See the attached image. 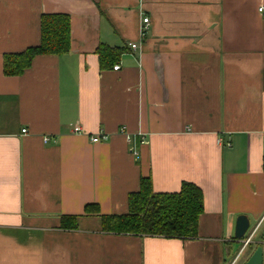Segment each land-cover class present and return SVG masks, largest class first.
Listing matches in <instances>:
<instances>
[{"label":"crops","instance_id":"obj_1","mask_svg":"<svg viewBox=\"0 0 264 264\" xmlns=\"http://www.w3.org/2000/svg\"><path fill=\"white\" fill-rule=\"evenodd\" d=\"M53 13L70 51L5 75ZM101 43L124 48L111 67ZM142 177L201 189L196 237L101 229ZM257 247L264 264V0H0V264H245Z\"/></svg>","mask_w":264,"mask_h":264},{"label":"trees","instance_id":"obj_2","mask_svg":"<svg viewBox=\"0 0 264 264\" xmlns=\"http://www.w3.org/2000/svg\"><path fill=\"white\" fill-rule=\"evenodd\" d=\"M71 49L70 17L65 13L43 14L40 18V42L22 52L3 56V73L20 75L35 55L66 54ZM124 48L101 43L97 48L101 67L118 62ZM203 194L192 182H182L177 192H155L149 177H142L139 189L128 196V211L123 214H99L101 229L114 233L194 238L203 212ZM85 214H98L97 204L87 203ZM75 216L62 215L61 227L74 228Z\"/></svg>","mask_w":264,"mask_h":264},{"label":"water","instance_id":"obj_3","mask_svg":"<svg viewBox=\"0 0 264 264\" xmlns=\"http://www.w3.org/2000/svg\"><path fill=\"white\" fill-rule=\"evenodd\" d=\"M249 229V220L245 215H238L235 222L234 236L240 239L244 236L246 231ZM262 253L261 248L257 247L245 264H261Z\"/></svg>","mask_w":264,"mask_h":264},{"label":"built area","instance_id":"obj_4","mask_svg":"<svg viewBox=\"0 0 264 264\" xmlns=\"http://www.w3.org/2000/svg\"><path fill=\"white\" fill-rule=\"evenodd\" d=\"M262 9H263V7H259V10H260V11H262ZM148 22H149V18H148V17H143V19H142V23H143L142 30H143V31L147 28ZM129 45H130V47H131L132 49H135V48L137 47V44H136L135 42H132V43H130ZM118 67H119V65H118V64H115V65L113 66V70H117ZM74 129H75V131H79V128H78V127H75ZM26 131H27V130H26L25 128L21 129V132H22V133H25ZM120 131H121V132H125V128H124V127H121ZM107 138H108L107 134H105V133H104V134H103V133H102V134H101V133H98V134L94 135V136L91 138V141H93V142H98V141H101V140H106ZM47 139H48L47 137H44V141H46ZM140 142H141V143H144V142H145V139H144L143 137H141ZM133 152H135L134 149H133ZM249 240H250V237L244 239V240H243V243L246 244V243L249 242Z\"/></svg>","mask_w":264,"mask_h":264}]
</instances>
